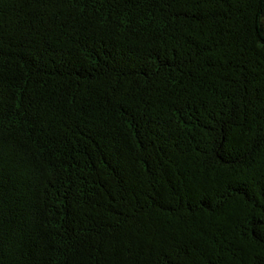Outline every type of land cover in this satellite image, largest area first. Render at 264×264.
I'll list each match as a JSON object with an SVG mask.
<instances>
[{
	"label": "trees",
	"instance_id": "1",
	"mask_svg": "<svg viewBox=\"0 0 264 264\" xmlns=\"http://www.w3.org/2000/svg\"><path fill=\"white\" fill-rule=\"evenodd\" d=\"M0 264H264V0H0Z\"/></svg>",
	"mask_w": 264,
	"mask_h": 264
}]
</instances>
